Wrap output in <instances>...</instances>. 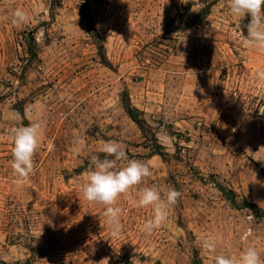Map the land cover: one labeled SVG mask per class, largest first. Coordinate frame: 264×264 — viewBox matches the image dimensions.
Returning a JSON list of instances; mask_svg holds the SVG:
<instances>
[{"label": "rangeland", "instance_id": "rangeland-1", "mask_svg": "<svg viewBox=\"0 0 264 264\" xmlns=\"http://www.w3.org/2000/svg\"><path fill=\"white\" fill-rule=\"evenodd\" d=\"M250 19L227 0H0V264H213L249 245L264 259V216L223 190L264 210V53L241 43ZM30 123L40 147L18 186L11 130ZM109 140L153 173L118 198V237L81 192ZM145 186L182 193L151 235V208L131 203Z\"/></svg>", "mask_w": 264, "mask_h": 264}, {"label": "clouds", "instance_id": "clouds-1", "mask_svg": "<svg viewBox=\"0 0 264 264\" xmlns=\"http://www.w3.org/2000/svg\"><path fill=\"white\" fill-rule=\"evenodd\" d=\"M180 2L187 3L188 0H180ZM262 6H264V0H227L230 13L239 20L246 15L251 17L250 22L245 25L247 36L241 31L243 36L241 43L264 53ZM27 18V13L23 9L16 8L12 13L11 23L16 27H23ZM212 27L214 29V26ZM257 77L264 81V71H258ZM11 131L13 146L10 150L12 157L10 167L17 185L23 186L35 171L34 155L40 147L41 125L30 123L27 126L15 127ZM98 151L104 154L103 158L99 155L90 157L87 180L82 185L81 192L84 199L104 206L103 216L106 218V225L111 228V237H118L123 227L120 219L122 209L116 206L118 198L129 194L153 173L145 162L129 159L118 141H105ZM121 161H127V163L121 165ZM181 196L182 193L175 188L169 189L163 195L155 186L140 188L136 193L137 198L131 199L133 207L151 208V215L144 221L141 231L151 235L162 227L169 210L177 204ZM250 234L249 229L242 240H247ZM202 246L210 253H215V238L212 236L205 238ZM213 264H264V259L255 247L249 245L243 248L238 257L214 255Z\"/></svg>", "mask_w": 264, "mask_h": 264}, {"label": "trees", "instance_id": "trees-1", "mask_svg": "<svg viewBox=\"0 0 264 264\" xmlns=\"http://www.w3.org/2000/svg\"><path fill=\"white\" fill-rule=\"evenodd\" d=\"M30 52H31L32 57L37 56L36 38H34V37L32 38V42L30 45ZM127 111L130 114V116L132 117V119L142 128L143 131H145L146 130V120L142 117V112L139 109H137L133 106H130V105L127 107ZM155 154L162 155V156L165 155L159 149H156ZM223 190L226 193L227 197L232 201V203L235 207H237V208H251L254 210L256 215L264 216V210L261 207L250 203L247 199L243 200V202L240 203L237 199L238 194L234 190H229V191H226L225 189H223ZM195 264H201V263L199 261H196Z\"/></svg>", "mask_w": 264, "mask_h": 264}]
</instances>
